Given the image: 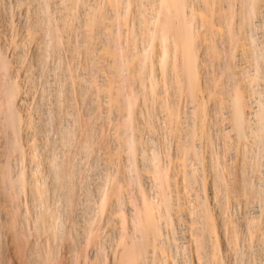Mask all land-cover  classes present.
Instances as JSON below:
<instances>
[{"label": "bare ground", "instance_id": "bare-ground-1", "mask_svg": "<svg viewBox=\"0 0 264 264\" xmlns=\"http://www.w3.org/2000/svg\"><path fill=\"white\" fill-rule=\"evenodd\" d=\"M0 264H264V0H0Z\"/></svg>", "mask_w": 264, "mask_h": 264}]
</instances>
